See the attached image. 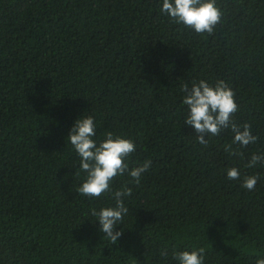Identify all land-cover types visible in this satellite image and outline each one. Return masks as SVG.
<instances>
[{"label":"trees","instance_id":"16d2710c","mask_svg":"<svg viewBox=\"0 0 264 264\" xmlns=\"http://www.w3.org/2000/svg\"><path fill=\"white\" fill-rule=\"evenodd\" d=\"M216 3L220 23L197 34L160 0H0V264H174L165 247L203 249L204 264L264 256V164L244 166L264 152V0ZM201 79L234 91L233 121L255 144H232L230 129L197 143L182 87ZM83 113L97 139L134 141L130 167L151 161L139 184L113 181L131 188L115 244L89 213L114 201L78 193L65 141Z\"/></svg>","mask_w":264,"mask_h":264},{"label":"clouds","instance_id":"9594fccd","mask_svg":"<svg viewBox=\"0 0 264 264\" xmlns=\"http://www.w3.org/2000/svg\"><path fill=\"white\" fill-rule=\"evenodd\" d=\"M160 12L197 34H211L222 16L216 0H160ZM182 91L185 93L182 104L186 106L184 125L190 126L197 134V143L207 145L209 139L218 136L223 129L232 131V144L241 148L257 142L258 137L253 135L250 125H237L233 121L238 105L234 91L225 81L219 80L211 84L201 79L192 82L191 87L183 85ZM96 129L94 117L83 113L74 120L65 141L71 145L77 157L74 175L84 174L78 193L90 199L109 194L114 201L110 206L91 208L89 213L94 222L99 224V231L115 244L122 235V231L116 230V226L122 225L124 217L129 213L125 199L130 196L131 188L125 186L113 190V181L127 175L129 183L139 184L150 168L151 161L145 160L130 167V157L136 151L134 141L110 131L105 132L102 139H97ZM230 149L229 145L226 150H229L230 155H242ZM261 164H264V152H255L249 156L244 166L256 168ZM226 178L241 180V170L237 167L228 168ZM258 179L257 175L246 176L241 187L252 191ZM161 255L166 259L170 255L174 264H204L205 259L203 249L173 250L169 253L165 247L161 250ZM255 264H264V256H258Z\"/></svg>","mask_w":264,"mask_h":264}]
</instances>
